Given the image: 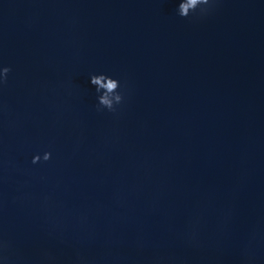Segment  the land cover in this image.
<instances>
[{"label":"water","instance_id":"obj_1","mask_svg":"<svg viewBox=\"0 0 264 264\" xmlns=\"http://www.w3.org/2000/svg\"><path fill=\"white\" fill-rule=\"evenodd\" d=\"M179 2L0 0V264H264V0Z\"/></svg>","mask_w":264,"mask_h":264},{"label":"clouds","instance_id":"obj_2","mask_svg":"<svg viewBox=\"0 0 264 264\" xmlns=\"http://www.w3.org/2000/svg\"><path fill=\"white\" fill-rule=\"evenodd\" d=\"M216 0H180L177 8L178 15L181 17H189L190 14L195 16L207 15L214 7ZM11 71L9 67H0V85L7 82V74ZM90 84L95 86L97 95V111L106 109L109 112H115L116 106L123 101V95L118 89L121 87L116 79L108 77L104 74L91 75ZM50 153L44 152L43 161L50 159ZM41 160V156L35 155L32 163L35 164ZM7 244L0 242V249H6ZM6 260L7 257H4Z\"/></svg>","mask_w":264,"mask_h":264}]
</instances>
